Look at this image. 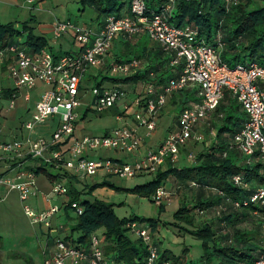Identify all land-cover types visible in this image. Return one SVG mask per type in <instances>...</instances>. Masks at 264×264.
<instances>
[{
	"label": "built area",
	"instance_id": "obj_1",
	"mask_svg": "<svg viewBox=\"0 0 264 264\" xmlns=\"http://www.w3.org/2000/svg\"><path fill=\"white\" fill-rule=\"evenodd\" d=\"M177 1L166 0L157 13L148 15L143 0H130L127 13L108 15L103 27L96 33L70 22L54 23L53 38L57 40L72 33L75 41L82 46V51L77 55L54 59L45 50L29 55L15 45L0 50V59L12 60L8 76L16 90L31 91L37 84L46 87L35 104L30 119L23 124L25 132L33 135L35 129L47 121H57L49 139L29 137L22 141L27 147V156L53 165L55 170L61 169L80 179L90 178L98 172L119 180H129L139 175H155L167 161L175 164L179 159L180 150L188 143H202V137L194 134L195 127L214 113L224 93H228L246 117L242 129L234 135L233 143L244 158L256 156L264 177V67L251 63L246 67L236 66L230 70L220 60L219 40L217 46L213 47L198 39L196 32L188 27L171 26L169 19ZM224 2L226 6H236L239 0ZM138 36H145L149 42L156 44L171 58L170 65L180 67V70L174 78L165 83L160 92L155 90L152 82L144 84L143 96L131 104L137 110L132 115L136 127L143 128L146 135L150 136L155 131L158 115L169 97L190 89L196 91V99L178 113L176 131L168 134L157 148L147 150L135 162L128 164L109 158L91 157L100 151L133 156L141 146L136 128L129 127L112 129L101 137H73L78 119L76 110L80 106L79 86L84 75L89 69L103 67L104 58L115 40L129 41ZM138 67L139 62L132 60L126 64L112 66L109 74L112 77H127ZM91 97L94 99L95 112L104 113L122 102L125 94L118 88H92ZM14 99L12 96L8 109L14 108ZM128 108L130 107L125 106L123 113ZM118 120H121V117H118ZM22 144L0 143V153L22 158ZM64 146L67 148L64 149ZM17 167L22 169L21 163L18 162ZM17 178V183L0 179V185H7L9 191L17 193L22 213L31 224L49 229L52 217L59 211L58 208L50 206L42 211L32 209L27 202L35 195L34 174L23 171ZM232 181L235 186H242L239 177H234ZM189 186L193 187L194 184ZM242 188L246 187L243 185ZM66 192L60 183L51 185V193L55 196H65ZM167 199L168 194L163 187L158 188L151 197L156 206H160ZM248 205L262 210L260 231L264 239V186L256 189L242 202V206ZM70 208L76 216L82 214V209L77 204H72ZM128 228L130 234L146 246L147 264H154L157 249L153 245L148 228L139 223H132ZM54 247V253L43 264H107L96 235L90 237L87 250L78 249L63 240H56ZM252 264H264V252Z\"/></svg>",
	"mask_w": 264,
	"mask_h": 264
},
{
	"label": "trees",
	"instance_id": "obj_2",
	"mask_svg": "<svg viewBox=\"0 0 264 264\" xmlns=\"http://www.w3.org/2000/svg\"><path fill=\"white\" fill-rule=\"evenodd\" d=\"M143 1L148 15L157 13L166 2V0ZM129 2L130 0H81L80 5L82 9L86 6L94 10L97 19H105L111 14L119 15L120 9L124 5H129ZM258 3L252 0H239L236 6H226L224 0H178L171 11L169 24L176 28L188 27L196 32L198 39L213 47L217 46L219 40L220 60L230 70L236 66L246 67L251 63L264 67V5ZM20 39H23L24 47L31 54L48 48L46 40L34 36L27 23L22 24L19 30H15L9 24L0 26V50ZM120 40L123 53L116 56L112 64L104 68V72L108 73L112 66L135 60L144 64L142 73L123 78H109L105 73L102 75V81L95 83L93 88L101 90L104 81L120 87L140 86L147 82H152L155 86L164 85L167 79L179 72L180 67H172L171 58L161 50L157 51V55L162 62L157 64L153 62L155 58L146 57L144 46L138 51L128 41ZM145 44L144 41L142 45ZM49 54L51 55L50 52ZM195 96L196 91L184 90L173 95L169 104L178 115ZM110 110L117 114L113 108ZM214 115L211 123V128L215 131L214 140L193 157L191 166L178 171L167 161L166 169L161 167L150 182L128 191L129 194L148 199L152 203L151 197L155 191L163 187L169 178L175 179L179 187L195 190L192 203H182L171 215L170 223L138 217L119 219L114 214L112 204L80 200L79 195L71 190L67 194L65 210H71V205L77 204L82 209V214L75 217L74 225L69 228V235L65 240L78 249L87 250L90 237L102 231L98 239L107 264H147L146 246L141 240L130 237L128 225L132 223L145 225L152 236L161 228L171 226L178 230L177 233L187 234L197 240L201 254L191 260L188 248L182 249L178 256H174L157 247V259L154 264H252L264 252V239L260 231L262 210L253 205L244 207L242 202L256 189L264 186L262 168L256 156L244 158L233 143V137L242 129L246 117L228 93H224ZM33 165L36 167L30 171L34 175L42 174L50 182H57L66 176L61 169L55 170L53 165L45 164L39 159L34 160ZM50 171L56 174L51 175ZM234 177H239L242 186L246 188L235 186L232 181ZM191 183L194 184L193 187L189 186ZM256 186L258 188L254 190ZM98 187L109 185L103 183L92 187L89 193ZM223 206H227L228 209L221 211L216 224L196 218ZM157 208L162 214V207ZM247 222L254 224L255 230L240 228ZM153 245L158 246L155 241Z\"/></svg>",
	"mask_w": 264,
	"mask_h": 264
},
{
	"label": "crops",
	"instance_id": "obj_3",
	"mask_svg": "<svg viewBox=\"0 0 264 264\" xmlns=\"http://www.w3.org/2000/svg\"><path fill=\"white\" fill-rule=\"evenodd\" d=\"M80 1L81 0H0V26L9 24L12 25L15 30H19L22 24L27 23V26L32 30L34 36L42 37L46 40L48 48L45 51H49L54 59H58L64 55H77L82 51V46L75 41L72 33H68L57 40L53 38L54 23L70 22L73 25L78 26L76 22H72L68 16L72 17L73 14H76L79 17H83L86 12L87 18L90 17V24L88 26L84 24V26L82 27L90 30L93 33H96L103 27L105 20L97 19L95 11L91 8H88V11H85L81 7L79 9L78 6L80 4ZM127 11L128 5H124L120 9L119 14L123 15L127 13ZM144 41L146 42V44L142 45ZM23 42V39H20L12 45H15L16 47L28 53L26 47H24L23 45ZM128 43H130V45L132 46H135L136 50L138 51L144 46L146 48V57H148L149 59H152V57L155 58L153 62L157 64L159 62H162V60H160V57H158L157 55V51H160L159 47L156 44L149 42L145 36H138L136 38H133L132 40L128 41ZM121 53H123L122 41L118 39L113 42L110 53H108V55L104 58L103 67H101L100 69H89L87 71L88 79L91 80L93 84H95L102 81V75H104L105 73V76L109 77V72H104V68L111 65L116 56H120ZM28 54L33 55L31 53ZM164 58H166V56H164ZM11 64L12 60L9 58L0 59V143L17 142L22 144V141H25V139L29 137L31 139H35L37 137L49 139L51 132L57 125L56 119H51V122L54 123V127L50 131L45 125L37 127L33 135L26 133L23 129V124L30 119L34 111V106L46 87L44 85L37 84L31 91L16 90L13 82L8 76V68ZM144 67V64L142 65V63L139 62V67L136 69V71H134L133 74L127 77L136 75V73L138 72L142 73ZM177 74L178 73H174L171 78H174ZM159 76L160 75H158V77ZM168 80L169 79H167V81ZM81 83L79 86L80 91L82 90ZM164 85L155 86V90L157 92H160ZM143 86L144 85L121 86L126 87L127 91L129 90V94L125 95L124 100L118 104L119 106L117 107L116 105V107L113 108V110L117 112L116 116L121 117V122L127 119L133 120L132 115L137 110L133 106H129V104L132 103V101H134L137 97L133 96L132 93H135V89L139 88L138 93L142 95ZM121 87L119 85H113L110 82L104 81L101 89H121ZM92 88L93 86L91 87V89ZM12 96L15 97L14 108L8 109V103ZM170 98L171 97L167 99L165 107L170 105ZM195 99L196 96L192 100V102ZM91 100L92 103H94L93 97L91 98ZM190 103L191 102H189L188 105ZM90 106L91 103L87 106V110L85 111L86 113L87 111H91L89 108ZM125 106L130 108H128V110L123 113V108ZM165 107L159 113L158 119L156 121L155 131L150 136L146 135V132L143 128H136V134L141 139V146L133 156H127L119 152L100 151L98 153L92 154L91 157L109 158L122 163H130L136 161V158H141L147 150H154L155 148H157L168 134L173 133L178 128L176 120L172 126L169 125L170 119H173L172 116L174 114L177 115L176 110L173 108V113L169 110L166 111ZM86 113H79L80 118L78 115V119L74 127V138L85 136L78 134L79 132H81L78 129V123L82 120V118L83 120L86 118ZM164 115L167 117V119H163ZM214 117L215 115L213 113L203 122L199 123L194 129V134L201 136L203 139V145L199 152H201L205 147H208L214 140L215 131L211 128V123L212 120H214ZM133 127H135L134 121L131 125V128ZM65 148H67V146H64V149ZM183 149L184 148L180 150L181 154L179 156V160L175 164H173L174 167L176 164H178L179 166V164L184 165L185 163H191L187 160H184L185 158L182 155ZM21 151L22 158H14L11 154L2 155L0 153V179L7 180L9 183H17L19 182L17 177L23 171L29 172L30 170L34 169L33 167H36V165H33V161L36 159H32L26 155L27 147L25 145L22 146ZM18 162L21 163L22 169L17 167ZM165 165L163 166V169H166V166L168 164L166 166ZM175 168L179 171L188 167L185 166L182 168ZM62 172L66 173L64 171ZM97 176L99 177L100 181L96 183L92 182L90 184V181H93V178ZM87 179L90 180L87 181ZM113 179L118 180L117 178L108 176L102 172H98L96 175L84 179H80L66 173V176L64 178H61L57 182H50L42 174L34 175L35 195L33 197H30L27 203L35 211H42L51 206V197H63L64 203L62 204V208L63 210H65V205L67 203V194L71 190L75 191L79 195V197L88 195L89 199L85 198L84 201H101L110 203L109 201L115 195L113 190H110L107 187H98L91 193H89V191L92 187L100 186L103 183L112 187ZM86 182H89V184ZM53 183H60L67 186L68 188L66 190V195H53L51 193V185ZM164 186H176L178 188L180 185L177 181H175V179L169 178L165 182ZM256 188H258V186H256L254 190ZM130 195L134 196L132 194ZM224 209L227 210L228 207L223 206L221 210L223 211ZM54 217H52L49 229H45L41 225L31 224L22 213V205L18 199L17 193L14 191H9L7 185H0V264H43L46 259H49L54 253L55 241H66L65 238H67V236L69 235V228L74 225V221L71 226L61 225L59 223V219H54ZM143 226L146 227L145 225ZM101 233L102 231L96 232V236L100 238ZM176 244L177 243L174 242V239H172L171 241H166L163 249L174 256H178L180 254L179 251H181L182 246L179 242V246H176L175 248L171 247L172 245ZM174 252H178L177 255H175ZM189 257L192 260L191 256Z\"/></svg>",
	"mask_w": 264,
	"mask_h": 264
},
{
	"label": "rangeland",
	"instance_id": "obj_4",
	"mask_svg": "<svg viewBox=\"0 0 264 264\" xmlns=\"http://www.w3.org/2000/svg\"><path fill=\"white\" fill-rule=\"evenodd\" d=\"M246 1V0H242ZM254 2H259V5H264V2L261 0H252ZM81 5L79 4L78 8L80 9ZM85 11H88V7H83ZM72 22H76V24L79 27H82L85 25L90 24V17L87 18V13L85 12L83 17H79L76 14H73L72 17L68 16ZM110 53V52H109ZM109 77H112L110 74H108ZM93 82L88 79V73L84 75L82 83H81V88L82 90L79 92V103L80 106L77 108L76 113L79 115V113H86L85 111L87 110V106L90 105V112L87 111L86 113V118L84 120L79 121L78 123V129L81 131L78 134L85 135V136H95V137H100L104 133L109 132L112 129H117V128H122V127H129L131 128V125L133 123L132 119H127L125 121L118 120V117L112 113L111 110H108L104 113H96L95 112V105L92 103L91 100V87L93 86ZM122 91L124 92L125 95L129 94V90L127 91L126 87H121ZM139 88L135 89V93L133 92L132 95L136 96V99L141 98L143 95L138 93ZM131 95V94H130ZM125 98V97H124ZM121 103V102H120ZM119 104V103H118ZM117 104V107L119 106ZM132 103L129 104L131 106ZM116 107V106H115ZM114 107V108H115ZM166 111L169 110L171 112L174 111L173 107L171 105H168L165 107ZM174 113V112H173ZM173 119H170L169 125L172 126L173 123H175V120L177 119V115L172 116ZM163 119H167V117L164 115ZM53 122L51 120L47 121L44 125L48 128V130L53 129ZM137 128L136 124L135 127ZM173 128V127H172ZM140 129V128H139ZM209 134V133H208ZM205 139V138H204ZM205 141V140H204ZM203 143H188L185 149H183L182 155L185 158L184 160L189 161L191 163L187 164L185 163L184 165L182 164H176L175 167L177 168H182V167H189L192 165V160L193 157L199 153V151L202 148ZM181 154V153H180ZM179 154V156H180ZM191 157L190 159L188 157ZM141 157V156H140ZM139 159V158H138ZM136 158V160H138ZM179 160V159H178ZM135 162V161H134ZM133 162H130L128 164H131ZM51 175H55L56 172L50 171ZM154 178V175H139L136 178L129 179V180H112V187L109 186L107 187L110 190H113L115 195L114 197L109 201V204H112L114 214L116 217L119 219L122 218H128V217H138L141 219H153V220H159L160 222L163 223H170L172 221L171 215L173 212L184 202L192 203V200L196 194V191L193 190L192 188L189 187H165L163 186L164 190L168 194V199L165 200L163 203H161L160 207H162V214L159 213L158 206L155 204L149 202L146 199L138 198L135 196H131L128 191L132 190L135 186H141L143 184H146L150 182ZM90 180V179H89ZM87 179V181H89ZM100 181L99 177L93 178V181H90V184L92 182H98ZM89 184V182H86ZM62 185V184H61ZM66 190L67 186L62 185ZM126 190V191H125ZM89 199L88 195H83L79 197L80 200L84 199ZM64 203V198H56V197H51L50 199V205L54 206L59 209V213H57L54 217V219H59V223L64 226H71L73 221H75L76 214L74 211L70 209L63 210L62 204ZM221 207H218L215 209L214 212L209 213L206 212L203 214L200 218L196 217L197 220L201 221H206L208 223H213L216 224V219H218L221 215ZM241 229L245 230H255L254 224L251 222H247L246 224H243L240 226ZM178 230L175 228H171V226H167L165 228H161L154 236L150 234V231L148 229V233L152 239V242L155 241L158 243V247L160 250H164L165 242L166 241H171L174 239V242L177 243L176 245H172V248H175L176 246H179V242L182 246V249L184 248H189L190 249V256L192 259H195V257H198L201 254L200 251V245L197 240H195L193 237L185 234L184 233H177ZM130 237L132 239H136L134 236L130 234ZM181 249V251H182ZM158 250V249H157ZM181 251H179L181 253ZM178 253V252H177ZM177 253L174 252L175 255Z\"/></svg>",
	"mask_w": 264,
	"mask_h": 264
}]
</instances>
